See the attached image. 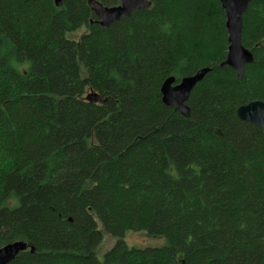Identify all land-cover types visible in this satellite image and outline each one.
Returning <instances> with one entry per match:
<instances>
[{
	"label": "trees",
	"instance_id": "1",
	"mask_svg": "<svg viewBox=\"0 0 264 264\" xmlns=\"http://www.w3.org/2000/svg\"><path fill=\"white\" fill-rule=\"evenodd\" d=\"M150 2L104 27L88 0H0V248L29 245L9 264H264V129L237 115L264 102V0L243 78L220 0ZM205 68L190 117L164 104Z\"/></svg>",
	"mask_w": 264,
	"mask_h": 264
},
{
	"label": "water",
	"instance_id": "2",
	"mask_svg": "<svg viewBox=\"0 0 264 264\" xmlns=\"http://www.w3.org/2000/svg\"><path fill=\"white\" fill-rule=\"evenodd\" d=\"M88 1L99 17L100 24L104 27H110L121 18L130 17L134 11L144 10L151 6L150 0H119V5L111 7L104 6L96 0ZM220 2L227 16L226 28L230 44L224 64L232 67L239 78H243L245 66L254 60L252 52L242 44L243 16L251 0H220ZM56 4L58 7H62V0H56ZM208 72V68L202 69L196 74L182 79L179 83H176L175 77L168 78L161 89L164 104L178 110L183 116L190 117V109L186 103L193 89ZM88 99L93 103L102 101L96 94H91ZM237 115L240 120L264 129L263 101H253L238 107ZM27 250H29V245L21 241L0 248V264H9L21 252ZM32 252H34V248H32ZM181 264H185V262L182 261Z\"/></svg>",
	"mask_w": 264,
	"mask_h": 264
},
{
	"label": "rangeland",
	"instance_id": "3",
	"mask_svg": "<svg viewBox=\"0 0 264 264\" xmlns=\"http://www.w3.org/2000/svg\"><path fill=\"white\" fill-rule=\"evenodd\" d=\"M84 32L85 29H82L76 32L74 37L78 39ZM101 229L103 231V240L97 248V256L103 261L105 254L111 250L117 240L104 231L102 227ZM125 240L130 247L138 249L159 248L167 245L166 239L150 237L145 232L129 231L126 234Z\"/></svg>",
	"mask_w": 264,
	"mask_h": 264
}]
</instances>
